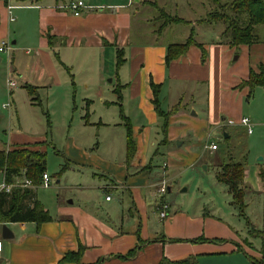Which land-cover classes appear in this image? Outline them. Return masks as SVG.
<instances>
[{"label":"rangeland","instance_id":"374dc122","mask_svg":"<svg viewBox=\"0 0 264 264\" xmlns=\"http://www.w3.org/2000/svg\"><path fill=\"white\" fill-rule=\"evenodd\" d=\"M75 1L78 0L72 2ZM82 1L87 5H92L93 1L107 5L110 0ZM219 1L221 4H232L237 0ZM12 2L22 4V0ZM191 5L184 6L173 15L188 19L195 17L197 26L194 28L188 23L179 28L187 29L196 41L210 43V46H225L230 56L227 73L233 81L235 78L238 81L233 89L224 88V95L222 89L214 82L211 85L210 81L200 84L176 81L170 89L168 84L160 91L161 107L173 113L167 133L164 131V117L160 118L159 125L151 126L147 161L140 173L137 167L130 165L128 173L131 176L117 177L120 169L125 171L122 167L128 165L126 121L123 116L130 117L132 107L127 98L124 105V101H120L113 91L117 85V60L112 61L108 55L102 62H79L67 71L61 68L58 73L60 85L50 77L43 75L40 78L44 71L43 61L36 52L45 28L37 10L13 11L15 18L19 13H24V17L11 23L14 27L12 35L6 39L10 51H0V145L9 150L13 147L9 145L15 143L43 142L41 149L46 151L50 186L46 187L42 182L34 188L37 199L52 215L56 216L59 205H67L71 200L77 205L94 204L98 215H102L106 207L120 203L124 197L128 216L130 207L134 211L135 206L125 185L127 178L136 177L135 182L140 185L144 182L151 184L149 189L142 191L148 199L153 220L161 223L155 222L156 227L162 226L163 229L166 220H171L169 231L190 235V239L183 241L193 246L231 244L234 242L229 238L237 237L242 240L240 247L256 254L261 247V239L251 231L264 228V196L259 190L262 186L259 173L264 169V87H240V84L248 79L249 65L254 68L258 64L254 63L256 57L248 45L230 44L226 23L207 21L206 18L216 7L214 1L193 0ZM166 6L168 10L174 9L172 3ZM86 10L111 11L106 6H92ZM27 14L31 16L25 17ZM152 14L156 15L157 11ZM149 15V11L143 10L131 19L134 35L144 28L154 25L158 28L165 23V18L149 21ZM200 16L204 17L200 19ZM0 23L6 24V18ZM256 32L260 42H263L264 25L258 26ZM181 35L178 31L166 35L165 39H182ZM14 39L21 42L13 44ZM255 71L260 73L261 67ZM18 74L35 86L34 92L30 93L24 87L26 82L23 83ZM11 76L20 81L17 80L18 86L13 91L9 87ZM96 86L101 89L102 95ZM221 106L223 113L216 116ZM133 117L137 120L140 115ZM222 117L226 120L223 121ZM243 117L251 120L252 134L240 124ZM218 118L220 123L216 122ZM230 119L233 124L228 123ZM212 143L218 144L217 150L207 148ZM233 161L243 162L246 168L245 182L248 187H245L244 208L233 203L228 187L217 180L219 166ZM111 178L121 186L107 191L105 188L112 183ZM3 183L4 175L0 172V186ZM163 184L167 185V191L160 193ZM107 195L114 200L107 202ZM166 203L169 204L168 214L162 218L160 213ZM175 215L178 217L172 221L170 218ZM159 217L165 221L160 222ZM203 236L221 237V241L198 239ZM225 236L229 238H223ZM158 239H165V236Z\"/></svg>","mask_w":264,"mask_h":264},{"label":"crops","instance_id":"0c3cea01","mask_svg":"<svg viewBox=\"0 0 264 264\" xmlns=\"http://www.w3.org/2000/svg\"><path fill=\"white\" fill-rule=\"evenodd\" d=\"M70 1L74 0H22V4H14L12 0H0V20L6 18V24L0 23V40L10 39L11 30L14 28L11 23L16 22L21 16L24 17V13H19L15 18L14 10L39 11L45 28L43 40L40 41L36 52V55H39L43 61L44 71L40 78L43 75L50 77L57 85L62 84L58 76L61 68L67 71L69 67L76 66L79 62H102L108 55L111 56L112 61L113 59L115 61L118 57V50H123L125 62L118 69L117 85L113 91L118 94L120 101H124V105L128 99L132 106L130 117L127 115L125 117L132 123L137 151L132 162L122 167L125 171L120 169L118 178H123L127 174L131 176V173H128L130 165L137 167L138 170L145 165L148 152L147 141L152 132L151 126L159 125L160 118H163L155 108L152 83L160 84V91H162L168 84L170 89L176 81H194L199 84L210 81V84L214 82L219 86L224 95L223 89H233L238 81L236 78L233 81L227 73L230 56L227 55V50L223 45L210 46V43L197 40L209 53V59L206 62L202 61V49L197 45H192L187 54L170 64L166 63L168 45L183 43L190 37L189 31L179 28L180 25L190 23L194 28L197 26L195 17L188 19L182 15H173L184 6L191 5L193 0H110L107 5L93 1L91 6H106L111 11L86 10L79 16H76L70 9L61 8ZM168 3H172L174 9L168 10L166 6ZM9 5L15 7L11 13L8 9ZM143 10L150 12L149 21H160L165 18L166 22V17L162 12L170 16H178L185 21L163 23L158 28L154 25L134 35L131 19ZM155 11L157 14H152ZM173 27L175 28L172 29ZM178 31H181L182 39H165L166 35L169 36ZM19 42H21L20 39H14L13 44ZM248 46L256 57L254 63L258 64L252 67L253 70L259 67L264 68V42H256ZM252 68L249 65V73ZM22 77V75L19 76L23 83L30 84ZM69 77L71 78L70 74ZM87 87L89 88V85ZM97 90L102 95L101 89ZM222 113L221 106L215 115L220 116ZM132 114L133 116L140 115L139 119H133ZM222 120L225 121L226 117H222ZM216 122L220 123L219 118ZM11 146L13 145H9ZM0 148L7 149L2 145ZM140 172L141 170L138 173ZM134 178H127V185H125L135 206L134 211L130 207L128 216L124 207L125 199L122 197L120 203L106 207L105 214L102 215H98L92 203L91 206L77 205L71 200L67 205L58 206L56 216L50 213L51 221L41 224L8 222L14 234V237L10 239L2 237L3 224L0 223V240L2 241L0 264H77L76 262H63L62 259L68 252L78 251L81 245L85 247V250L80 264H92L99 259H103L102 264H157L163 256L171 260H181L190 255H195L199 264H254L249 255L255 259L261 258L260 249L253 254L244 247H240L241 239L232 236L223 238H229L234 243H224L218 246H193L185 241L172 242V239L188 240L191 236L170 232L172 222L169 219L166 220L163 229L162 226L156 227V223L159 222L153 220L154 215L150 213L148 199L142 191V189H149L151 184L144 182L140 185L135 182ZM111 179L112 183L105 188L107 191L121 186L114 182L113 178ZM245 185L248 187L246 182ZM259 188L263 193V186ZM113 200L112 197L107 202L110 203ZM156 207L157 204L154 210ZM177 217L175 215L170 219L173 221ZM159 219L160 222L165 221L160 217ZM189 221L192 220L189 219ZM193 222L197 223V220ZM210 223H215V221ZM157 235L165 236V239H158ZM203 237L221 239V237ZM139 244H142L141 247L131 259L118 257V255L128 253Z\"/></svg>","mask_w":264,"mask_h":264},{"label":"trees","instance_id":"16d2710c","mask_svg":"<svg viewBox=\"0 0 264 264\" xmlns=\"http://www.w3.org/2000/svg\"><path fill=\"white\" fill-rule=\"evenodd\" d=\"M216 3L213 12L206 18L209 22H224L227 24L226 33H229V42L232 46L251 45L261 40L258 37L256 28L264 25V0H237L230 4H221L219 0H212ZM233 14H229L232 13ZM166 17L165 23L184 22L185 20L178 16H170L162 12ZM264 42V41H263ZM192 45H197L202 49V61L207 60V50L202 43L195 40L193 34L183 43H172L168 45L166 63L187 54ZM125 62L123 50H118L117 66L118 69ZM256 85L264 87V68L261 67L260 73L251 69L248 79L240 84V87ZM30 93L34 92L35 86L26 84L24 86ZM160 84L152 83L154 92V104L157 113L165 118L164 131L167 133L169 127L170 115L172 110L165 112L161 108L159 93ZM119 91V90H118ZM120 94V93H119ZM126 123L127 138V163L130 164L135 157L137 144L134 137L132 123L123 116ZM42 141H35L23 144H14L9 150L0 148V172L4 175V181L7 184L14 185L10 192L0 191V223L8 222H37L39 224L52 220L50 212L37 199L35 186L43 182V175L46 173V151L41 149ZM217 171V180L228 187L229 193L233 197V203L239 208H244L245 197V164L240 161L225 162L219 166ZM262 186L264 188V169L259 173ZM25 180H30L32 187L19 186ZM264 196V191H263ZM264 219V214H263ZM253 235L261 239L260 259L250 256L254 264H264V228L256 230ZM202 241H209L208 238H198ZM172 242H181V239H172ZM212 241H221V239H212ZM141 243V242H140ZM142 244L131 249L126 254L118 255L124 259H131L137 254ZM85 250L80 246L78 251H70L62 259L63 262H76L80 264V259ZM103 259H99L92 264H102ZM157 264H199L195 255H190L181 260H171L165 256Z\"/></svg>","mask_w":264,"mask_h":264},{"label":"built area","instance_id":"2783aa9c","mask_svg":"<svg viewBox=\"0 0 264 264\" xmlns=\"http://www.w3.org/2000/svg\"><path fill=\"white\" fill-rule=\"evenodd\" d=\"M90 7H92L91 5H87L85 2H83L82 0H78L77 2H71L70 4H65L62 5L61 8H68L70 9L76 16H79L83 13V11H85L86 9H89ZM13 8H15L12 5L8 6L9 12L11 13ZM13 19V18H12ZM10 46H9V42H7L6 40L1 42L0 45V51L1 52H9L10 51ZM18 86V81L14 76H11L9 79V87L11 88V90L13 91V89H15ZM229 124H233V120H229L228 122ZM240 124L243 125L244 127L247 128L249 133L253 132V125L251 120L248 117H243L240 121ZM207 148H209L212 151H215L218 149V144L216 143H212L210 145L207 146ZM43 184L46 187L50 186V176L48 175V173H44L43 175ZM14 185L12 184H7L5 181L4 183L0 186V191H6V192H10L11 189L13 188ZM19 186L22 187H32V183L30 180H25L22 184H20ZM167 191V185H162L159 192H166ZM111 196L107 195L106 199L107 200H111ZM168 210H169V204L166 203L163 205V211L160 213V216L162 218H165L168 214ZM2 251V241L0 240V252Z\"/></svg>","mask_w":264,"mask_h":264},{"label":"water","instance_id":"95a60500","mask_svg":"<svg viewBox=\"0 0 264 264\" xmlns=\"http://www.w3.org/2000/svg\"><path fill=\"white\" fill-rule=\"evenodd\" d=\"M236 58H238V56ZM2 237L4 239H10L14 237V234L7 223L2 225Z\"/></svg>","mask_w":264,"mask_h":264}]
</instances>
